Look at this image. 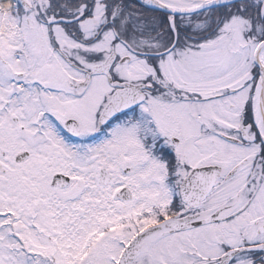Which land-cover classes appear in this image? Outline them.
Instances as JSON below:
<instances>
[{
  "label": "snow or ice",
  "instance_id": "1",
  "mask_svg": "<svg viewBox=\"0 0 264 264\" xmlns=\"http://www.w3.org/2000/svg\"><path fill=\"white\" fill-rule=\"evenodd\" d=\"M0 264H264V0H0Z\"/></svg>",
  "mask_w": 264,
  "mask_h": 264
}]
</instances>
